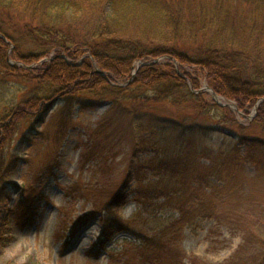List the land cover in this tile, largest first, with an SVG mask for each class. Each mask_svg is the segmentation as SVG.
Returning a JSON list of instances; mask_svg holds the SVG:
<instances>
[{"label": "rangeland", "instance_id": "rangeland-1", "mask_svg": "<svg viewBox=\"0 0 264 264\" xmlns=\"http://www.w3.org/2000/svg\"><path fill=\"white\" fill-rule=\"evenodd\" d=\"M13 12L8 18L3 13L9 35L30 18ZM50 56L28 65L12 59L8 63L36 68L51 61ZM260 57L256 65L263 72L264 56ZM141 61L149 60L136 61L127 82L143 65ZM177 63V73L183 74ZM95 70L105 76L98 67ZM184 71L190 73L188 67ZM5 84L8 99L12 94L20 99L21 89L31 86L18 78H8ZM187 84L191 92H206L216 105L228 109L221 112L220 120L214 118L219 113L215 111L197 117L201 124L220 127V140H228L224 136H235V132L264 140V123H255L261 97L240 108L239 101L216 93L203 78L197 89ZM203 85L219 96L221 104L201 89ZM81 95L87 99L85 106L77 105L70 121L57 111L61 101L50 94L40 101V112L28 113L36 104L29 99L26 110L18 113L23 120L16 119L1 130L2 143L10 140V148L16 149L7 164L10 171L0 178V264H264V147H257L249 157L240 145L239 166L232 168L224 161L214 174L205 168L212 165V158L187 155L190 160L178 174L180 180L163 182L153 173L164 167L148 165L155 149L138 131L139 123L131 121L129 110H153L182 121L188 119L190 109L168 102L140 106L123 98L121 106L113 107L111 98ZM6 110L0 104V117ZM198 186L209 195L201 197V206L191 205L196 204L194 192L200 194ZM165 189L174 199L163 206ZM212 189L216 190L211 193ZM143 194L148 204L144 210L138 199ZM180 195L190 196L185 217L198 225H183L178 233L170 226L174 221L182 224ZM114 218L120 229L104 242L99 238L102 220L110 227ZM141 233L148 237L144 242L138 240Z\"/></svg>", "mask_w": 264, "mask_h": 264}, {"label": "trees", "instance_id": "trees-1", "mask_svg": "<svg viewBox=\"0 0 264 264\" xmlns=\"http://www.w3.org/2000/svg\"><path fill=\"white\" fill-rule=\"evenodd\" d=\"M14 10L28 14L30 20L16 29L13 27V35H9L6 18ZM1 32L7 39L0 36V104L7 110L0 117V134L16 119V122L23 120L18 113L26 110L29 99L36 104L34 111L28 113H38L40 101L50 94L61 101L57 111L70 121L72 110L86 103L83 102L86 98H80L86 92L100 100L111 98L113 107L119 103L121 106L123 98L140 106L168 102L178 109L186 110V106L190 109L188 119L184 117L182 121L155 114L153 110L135 107L129 110L131 121L139 123L138 131L145 133L144 139L155 149L148 165L153 167L152 163H157L158 167H164L153 173L163 182L180 180L177 176L190 160L187 155L212 158V165L205 168L214 174L225 162L232 168L239 166L240 145L245 147L244 156L249 157L254 149L264 147L262 138L236 132L235 136H224L228 140H220V127L201 124L197 117L205 111H215L219 113L214 118L220 120L221 112L228 109L216 105L206 92H191L187 84L197 89L203 78L216 93L239 101L240 108L245 102L253 104L264 96V71L259 72L256 65L262 60L260 56H264V0H0ZM10 45L13 48L8 52ZM45 56H50L51 61L39 63L36 68L8 63L12 59L28 65ZM160 57L164 61L141 65L127 82L136 61ZM174 61L183 74L177 73ZM8 78L21 79L31 86L21 89L20 99L15 94L8 99L5 97ZM121 82L126 84L122 86ZM257 112L255 123L263 125L264 100ZM2 139L3 136L0 178L10 171L7 164L16 149L10 148V140L3 144ZM226 154L234 157L226 159ZM197 188L200 194L194 192L196 204L191 205L201 206V197L209 194L200 186ZM161 194L166 196L163 206L173 203L169 190ZM177 198L182 224L174 221L170 229L179 233L183 225L198 224L185 217L190 212V196ZM138 199L144 210L148 205L144 194ZM102 222L99 238L106 242L120 225L116 218L110 227ZM141 234L138 240L144 242L147 236Z\"/></svg>", "mask_w": 264, "mask_h": 264}, {"label": "water", "instance_id": "water-1", "mask_svg": "<svg viewBox=\"0 0 264 264\" xmlns=\"http://www.w3.org/2000/svg\"><path fill=\"white\" fill-rule=\"evenodd\" d=\"M0 36H1L2 38H4V36H2V35H0ZM153 62H155V60H153V61H152V60H151V61H141V64L153 63ZM201 89L210 92L211 95L213 96V99L216 100V101H218L219 96H218L215 92H213L209 87H207L206 85H203V86L201 87ZM262 100H264V97H261V98L258 99V101H262ZM218 103L221 104V102H219V101H218ZM233 106H234V105H233Z\"/></svg>", "mask_w": 264, "mask_h": 264}]
</instances>
